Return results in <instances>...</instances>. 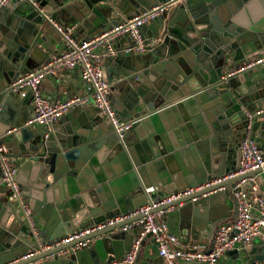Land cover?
I'll list each match as a JSON object with an SVG mask.
<instances>
[{
    "label": "water",
    "instance_id": "water-1",
    "mask_svg": "<svg viewBox=\"0 0 264 264\" xmlns=\"http://www.w3.org/2000/svg\"><path fill=\"white\" fill-rule=\"evenodd\" d=\"M37 3L41 12L18 1L0 9V146L18 168L21 197L36 232L9 198L0 170V264L119 259L137 234L120 230L131 221L105 228L94 234L100 238L93 244L65 257L56 253L76 243L37 251L87 221L102 223L145 205L148 198L194 188L236 170L238 146L246 138L264 150V61L223 79L228 69L264 57V0ZM159 5L168 7L141 29L148 41L144 51L133 50V41L122 36L110 42L114 55L103 63L111 108L121 119L135 121L122 139L94 107L71 110L46 133L24 126L32 115L30 96L11 92L10 85L19 73L59 55L60 38L46 16L74 26V36L86 40ZM258 111L262 113L256 115ZM240 179L160 207L157 211L173 209L165 215L169 234L198 242L206 232L212 239L220 223L236 218L231 189ZM148 188L153 189L149 194ZM249 247L226 255L237 264H264V239ZM29 253L33 255L23 259ZM145 261L166 264L160 256Z\"/></svg>",
    "mask_w": 264,
    "mask_h": 264
},
{
    "label": "built area",
    "instance_id": "built-area-1",
    "mask_svg": "<svg viewBox=\"0 0 264 264\" xmlns=\"http://www.w3.org/2000/svg\"><path fill=\"white\" fill-rule=\"evenodd\" d=\"M12 1L28 3L41 12L37 0H0V9ZM184 1L187 0H178V2ZM167 7L168 5H159L147 9L110 31L86 40L77 39L74 36V26L53 22L46 16L62 41L64 49L50 62L43 64L34 71L15 78L11 83V92L19 93L22 97L30 96V105L33 110L31 117L24 126L35 129L40 127L46 133L51 130L54 123L63 118L71 110L94 107L108 121L118 138L122 139L131 130L135 121L121 119L111 108L108 99L109 83L106 79L102 63H104L106 57L114 55L110 42L122 36H126L133 41V50L143 52L148 41L144 37L141 30L142 27L162 15ZM263 61L264 57L256 58L228 69L223 74V79L233 78L253 70L255 67L261 65ZM62 70H77L81 83L85 88V93L64 101H51L42 95L40 85L45 79L57 76ZM261 113L262 111H258L256 115H260ZM238 151L239 163L236 170L206 181L194 188L168 194L156 200L148 198L145 205L127 213L116 214L102 223L87 221L79 229L66 234L64 237L46 246L40 247L37 253L76 243L72 247L56 253V257H65L71 252H76L93 244L100 238L94 237V234L101 232L105 228L131 221L120 228L124 232L137 231L130 249L121 258L103 264H134L140 252V245L148 234L151 235L158 256L166 264H174L175 261L180 263L220 264L221 259L227 252L236 249L241 251L249 247L253 240L257 238L264 239V203L256 196L258 185L255 175L250 176L264 168V152L250 138H246L240 142ZM0 170L1 183L9 191V198L17 203L25 222L36 234L32 212L21 197L17 181L18 168L11 164V159L8 157L7 149L4 146H0ZM233 178H241L231 189L237 202V215L235 220H226L216 227L210 248L201 245L185 246L179 237L169 234L165 215L173 209L169 208L157 211L160 207ZM247 185L248 187L244 188ZM152 191V188L146 189L147 194ZM170 247L175 249L171 251ZM32 255L33 253H29L23 259H28ZM51 257L54 258V256Z\"/></svg>",
    "mask_w": 264,
    "mask_h": 264
},
{
    "label": "crops",
    "instance_id": "crops-1",
    "mask_svg": "<svg viewBox=\"0 0 264 264\" xmlns=\"http://www.w3.org/2000/svg\"><path fill=\"white\" fill-rule=\"evenodd\" d=\"M64 49V45L60 40L58 47L56 49L57 54H60ZM99 52V50H98ZM263 58L262 56L256 57ZM255 58V59H256ZM103 64V63H102ZM239 66V65H238ZM104 70V69H103ZM105 73V72H104ZM25 73H19L17 77ZM106 76V74H105ZM16 77V78H17ZM107 78V77H106ZM40 91L42 95L51 101H64L66 99L81 96L85 93V88L81 83L79 72L77 70L69 71L62 70L55 77H48L40 85ZM30 104V102H29ZM37 127V126H36ZM38 130L42 131V128L37 127ZM264 152V150L262 149ZM13 162V159H11ZM258 189L256 191V196L261 199L264 203V168L255 174ZM230 220V219H228ZM227 220V221H228ZM89 222V221H88ZM83 225V224H82ZM208 230V228L206 229ZM132 232V231H131ZM135 238V236H134ZM183 245H201L206 248H210L212 245V239L207 236V233L201 234L200 240L198 242L187 241L185 238H180ZM134 241V239H133ZM133 243V242H132ZM251 246V245H250ZM250 248V247H249ZM175 248L170 247L173 251ZM125 254V253H124ZM158 253L155 244L152 242L151 238L144 240L140 245V252L134 264H146V259L156 258ZM220 264H237L232 257L225 255Z\"/></svg>",
    "mask_w": 264,
    "mask_h": 264
}]
</instances>
